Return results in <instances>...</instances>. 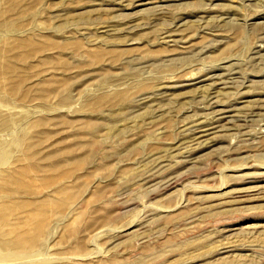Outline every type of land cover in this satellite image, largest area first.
Masks as SVG:
<instances>
[{"label":"rangeland","instance_id":"1","mask_svg":"<svg viewBox=\"0 0 264 264\" xmlns=\"http://www.w3.org/2000/svg\"><path fill=\"white\" fill-rule=\"evenodd\" d=\"M0 264H264V0H0Z\"/></svg>","mask_w":264,"mask_h":264}]
</instances>
